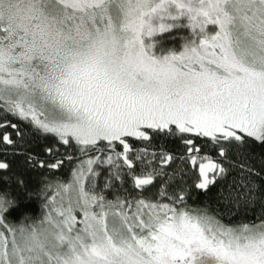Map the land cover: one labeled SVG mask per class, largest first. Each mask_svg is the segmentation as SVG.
<instances>
[{
  "label": "snow or ice",
  "instance_id": "obj_1",
  "mask_svg": "<svg viewBox=\"0 0 264 264\" xmlns=\"http://www.w3.org/2000/svg\"><path fill=\"white\" fill-rule=\"evenodd\" d=\"M0 264H264V0H0Z\"/></svg>",
  "mask_w": 264,
  "mask_h": 264
},
{
  "label": "trees",
  "instance_id": "obj_2",
  "mask_svg": "<svg viewBox=\"0 0 264 264\" xmlns=\"http://www.w3.org/2000/svg\"><path fill=\"white\" fill-rule=\"evenodd\" d=\"M68 173H69V169L66 168L63 172V175L67 178ZM26 178L29 180V183L33 187H36L38 184V180H39V173H34L30 177H26ZM27 207L29 208L33 217H37L39 216L40 211H41V201L39 200V198H35L32 202L28 204ZM8 215H9V218L13 220L14 222H19V220L21 219V216L17 214L15 211H10Z\"/></svg>",
  "mask_w": 264,
  "mask_h": 264
}]
</instances>
